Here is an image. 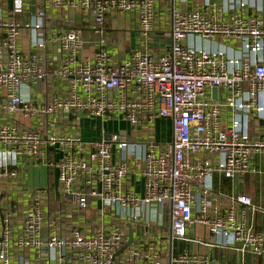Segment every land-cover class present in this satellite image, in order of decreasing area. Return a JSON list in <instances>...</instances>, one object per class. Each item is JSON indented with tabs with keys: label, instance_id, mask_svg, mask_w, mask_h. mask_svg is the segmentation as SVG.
<instances>
[{
	"label": "built area",
	"instance_id": "2783aa9c",
	"mask_svg": "<svg viewBox=\"0 0 264 264\" xmlns=\"http://www.w3.org/2000/svg\"><path fill=\"white\" fill-rule=\"evenodd\" d=\"M0 1L11 2L13 13H21L25 3L35 2L44 9L91 14L96 34L92 60L77 58L83 42L75 30L49 35L48 41L57 42L63 54L57 74L68 80L69 87L62 96H53L45 104L35 106L24 98V93L46 78L40 57L45 47L42 23L38 20L20 25L0 17L3 111L31 120L82 112L102 122L119 118L129 126L130 134L138 128L147 134L140 154L135 156L144 190L143 196H137L123 189L131 165L126 159L115 162L113 157L114 150L127 153L131 138L128 133H111L99 141H85L76 133H58L54 122L47 123L51 133L0 124V146L9 150L4 154L35 162L42 149L57 148L61 157L56 163V189L65 208L60 217L50 218L44 194L36 192L16 236L10 217H2L0 264H14L15 256L16 264H31L32 256L38 257L32 264H164L162 244L186 241V229L199 224L214 235L227 236L231 248L264 258V231L237 223L230 206L224 215L214 210L209 219L203 208L199 215L193 216L192 212L198 194L202 198L208 194L206 181L212 175L221 174L227 179L243 176L250 172L254 156L264 155V133L251 134L247 130L250 120L264 119V64L253 61L264 48L261 18L243 17L244 3L236 0L227 5L226 22L198 10L177 9L173 4L170 29L165 30L155 9V3L161 0ZM112 13L134 15L143 36L156 32L170 40L168 52L155 56L135 50L121 64H113L106 51L104 30L105 18ZM37 16L42 19L45 14L40 11ZM30 28L39 33L33 43L37 53L24 57L18 50V39L21 30ZM217 37L238 39L243 57L229 58L221 51L185 44L189 38ZM162 118L171 121L172 139L165 145L150 136L154 123ZM12 176L14 173L5 165L0 166V180ZM90 197L115 212L121 210L122 219L111 220L107 228L101 223L91 233L78 230L76 225L67 232L61 221L70 223V206L83 213ZM231 201L250 206L245 196ZM165 203L169 204V233L150 238L148 241L154 243L146 241L144 247L138 240L128 243L125 226L137 221V210L155 207L160 216ZM42 249L46 251L43 258ZM174 262L207 264L200 256L186 255Z\"/></svg>",
	"mask_w": 264,
	"mask_h": 264
},
{
	"label": "crops",
	"instance_id": "0c3cea01",
	"mask_svg": "<svg viewBox=\"0 0 264 264\" xmlns=\"http://www.w3.org/2000/svg\"><path fill=\"white\" fill-rule=\"evenodd\" d=\"M231 0H181L175 3L172 0H161L155 3L157 14L161 16V27L165 30L170 29V9L173 4L177 9L184 11L198 10L206 13L209 17H214L218 21L226 22L229 19L227 5ZM244 3L241 14L245 18L257 16L262 19L264 27V0H236ZM210 2V5H206ZM215 5L210 7L211 5ZM215 8V9H213ZM43 11L45 16L38 18V13ZM0 17L7 21H14L20 25L35 24L38 20L42 23L41 34L45 41L44 50L41 52V65L46 72V78L36 85L29 86L24 93V98L32 105L41 106L51 97L62 96L68 90V80H64L59 74L58 69L61 66L63 54L57 42H49V35H55L57 32L66 29H73L79 33L82 39V49L78 53V59L92 60L96 51V34L94 32V19L91 14L83 16L68 10L58 12L53 9L43 8L37 3L32 2L24 4V10L21 13H13L11 2L0 1ZM134 15L126 14L119 16L109 14L104 21L105 38L107 42L106 51L113 64H121L135 50L148 52L155 56H160L169 50L168 40L163 39L158 33L152 32L143 36L138 31L137 22ZM124 33L125 38H115L116 35ZM38 30L23 29L18 39V50L24 57L36 54L34 41L38 37ZM185 44L191 48H202L207 51H221L227 57L242 58L243 52L238 39L231 41L221 37L215 40L200 38H189ZM121 53H119V50ZM254 62L264 64V48L255 55ZM246 88V86L244 87ZM115 92H113L114 94ZM5 99L0 92V124H12L19 127L27 126L32 130L46 131L48 122H54L56 131L64 134H77L85 141H99L105 135L111 133H128L130 138V147L126 153L113 152L114 161L124 159L131 165L128 178L124 181V192H131L137 196H143V183L138 172L135 156L141 152L142 144L147 139V134L138 128L130 134L129 126L119 118L113 120H104L88 116L82 112H70L64 116H47L46 118L25 119L17 115L7 114L2 109ZM264 103V99H263ZM247 130L251 134L264 133V119L250 120ZM150 136L158 144H168L172 139L171 121L166 118L157 119L150 132ZM6 148L0 146V166H6V169L14 173L12 177H6L0 180V229L2 228L1 218L9 216L16 236L20 230V222L23 214L30 207L33 194L41 191L46 200V212L52 219L60 217V213L65 210L61 197L56 189L57 167L56 163L61 157L57 148L48 147L41 150V155L34 162L27 158H16L12 154L6 153ZM136 153L132 155L130 152ZM208 194L201 197L198 194L196 203L193 206V216L201 214L202 208L204 215L209 219L216 210L220 215L228 212L229 206L237 223H243L247 227L262 232L264 231V155L257 154L251 162L250 172L243 176H235L227 179L221 174H214L206 181ZM245 196L250 201V206L235 204L231 200ZM64 208V209H63ZM158 216L157 208L141 207L137 210L139 218L135 223H130L128 228V237L132 240H138L144 247V242L152 237L166 236L170 230L169 204L165 203L160 208ZM66 214L68 212H65ZM157 213V214H156ZM69 215V214H68ZM121 210L116 212L103 206L102 202L95 198H88V209L81 213L75 207L70 206V223L62 220L63 228L68 232L71 227L77 226L82 232H92L99 227L101 223L107 228L111 220L122 219ZM113 217V218H112ZM156 219V221H154ZM155 222V223H154ZM149 223V224H148ZM47 231L42 232V238L45 240ZM186 241L172 242L162 244L161 259L164 264H180L174 262L182 255L200 256L206 260L207 264H264V258L242 253L231 248L229 238H223L221 235H214L204 225L189 226L186 229ZM148 241L147 243L151 242ZM146 243V244H147ZM154 243V242H151ZM145 244V245H146ZM45 249L41 250V257L45 256ZM38 257L32 256L31 264L37 261ZM14 264L18 262V257L13 258Z\"/></svg>",
	"mask_w": 264,
	"mask_h": 264
},
{
	"label": "rangeland",
	"instance_id": "374dc122",
	"mask_svg": "<svg viewBox=\"0 0 264 264\" xmlns=\"http://www.w3.org/2000/svg\"><path fill=\"white\" fill-rule=\"evenodd\" d=\"M125 36H126V35H125L124 33L121 32L120 34L116 35L115 38H119V39H122V40H123V38H125ZM118 50H119V49H118ZM119 53H121L120 50H119ZM121 54H122V53H121Z\"/></svg>",
	"mask_w": 264,
	"mask_h": 264
},
{
	"label": "water",
	"instance_id": "95a60500",
	"mask_svg": "<svg viewBox=\"0 0 264 264\" xmlns=\"http://www.w3.org/2000/svg\"><path fill=\"white\" fill-rule=\"evenodd\" d=\"M32 4H34V2H32ZM168 44L170 45V40H168ZM131 238H132V237L129 236L128 243H129V241L131 240ZM128 243H127V245H128Z\"/></svg>",
	"mask_w": 264,
	"mask_h": 264
}]
</instances>
